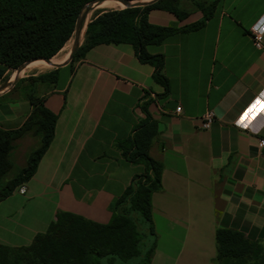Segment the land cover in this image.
I'll return each instance as SVG.
<instances>
[{"label":"crops","instance_id":"0c3cea01","mask_svg":"<svg viewBox=\"0 0 264 264\" xmlns=\"http://www.w3.org/2000/svg\"><path fill=\"white\" fill-rule=\"evenodd\" d=\"M179 8L147 12L150 24L176 28L146 47L163 56L166 84L130 43L96 44L45 72L55 78L38 82V97L57 115L54 137L25 193L18 186L0 202V243L31 244L59 210L110 222L117 200L147 170L133 153L151 126L147 155L162 168L151 194L150 264H219V228L264 250V103L250 109L264 99V33L261 47L253 33L264 0H218L209 17L199 3L182 0ZM15 86L0 93L3 129L22 127L34 108ZM210 110L215 119L202 128Z\"/></svg>","mask_w":264,"mask_h":264},{"label":"trees","instance_id":"16d2710c","mask_svg":"<svg viewBox=\"0 0 264 264\" xmlns=\"http://www.w3.org/2000/svg\"><path fill=\"white\" fill-rule=\"evenodd\" d=\"M92 1L0 0V79L7 68L18 69L32 59L51 58L61 50L81 11ZM180 1L158 0L142 7L101 10L88 24L86 41L74 59L96 44L130 43L141 61L155 66L154 78L166 84L163 56L150 54L146 47L162 41L176 28L150 24L147 12L163 8L180 14ZM205 1L198 3L209 17L218 0L210 1L209 6ZM54 78L53 71L33 76V81ZM29 96L34 108L25 124L18 129L0 128V202L34 175L54 137L57 115L44 106L42 98ZM33 128L41 136V146L32 152L28 168L9 178L15 140ZM154 131L149 126L135 138L133 155L146 161L147 170L135 176L117 200L110 222L98 223L59 210L47 231L38 233L31 244L0 243V264H150L155 249L151 194L159 188L162 168L147 155ZM216 239L219 264H264L262 246L241 232L219 228Z\"/></svg>","mask_w":264,"mask_h":264},{"label":"rangeland","instance_id":"374dc122","mask_svg":"<svg viewBox=\"0 0 264 264\" xmlns=\"http://www.w3.org/2000/svg\"><path fill=\"white\" fill-rule=\"evenodd\" d=\"M184 1H186V2L190 1L193 3H198V2H201L202 0H184ZM97 8L98 7L96 5H92V7L89 8V14L88 15L85 14L87 10H85L83 12L82 17H81V22H82L81 24L83 26L86 25L87 22L91 18H93L97 13H99L101 10L106 11V10L121 9L119 7L101 8V9H97ZM86 27H85L83 35H81V37H79L80 47L85 42ZM76 36H77V34H76V31L74 30L72 36L65 43V45L61 48V50H59L50 59L54 58L55 60L56 59L59 60L60 57L64 54H66L68 51L70 53L72 48L75 45ZM32 60H38V59H32ZM32 60H30V61H32ZM30 61H28V62H30ZM61 62H58V63H61ZM53 67H54L53 65H44L42 67H31V68H26L25 72H23V73H21V70L18 71L17 69L7 68L3 77L0 79V88L2 86H4L6 83H8V85H9L8 88H10L15 83V85H16L15 88L17 90H21L24 93L27 92L28 95L33 94V95L38 97L39 96L38 94L41 91L40 90L41 87H45V85L39 86L37 82L33 81V76H37L39 74L45 73V72L51 70ZM69 71H70V68H66L65 70L61 71V74H60L61 76H60V81H59L60 85L63 82L66 74ZM14 145H15V147L10 152V160L12 163V168L7 175L9 178H12V177L18 175L23 169L28 168V166L30 164L29 160H30V156H31L32 152L41 146V136H40V134H35V130L33 128V129L25 132L19 138H17L15 140Z\"/></svg>","mask_w":264,"mask_h":264},{"label":"water","instance_id":"95a60500","mask_svg":"<svg viewBox=\"0 0 264 264\" xmlns=\"http://www.w3.org/2000/svg\"><path fill=\"white\" fill-rule=\"evenodd\" d=\"M103 1H105V0H94V1L90 2L88 5H86L83 8V10L81 11V13H80V15H79V17L77 19V23H76V27H75V31H76V34H77V36H76V42H75V45H74V47L72 48V50L70 52V55H69V58H68L67 62H69L70 60H72L74 58L76 52L80 48L79 35H80V31H81V29L83 27V25L81 24L82 23L81 22V17H82L83 12L85 10L89 11V8H91L92 5H95V4L98 5L101 2H103ZM119 1H121L122 3H124L125 6L123 8H127V7H142V6H146V5H149V4H151V3L155 2V1H158V0H151V1H142V0H119ZM41 58L45 59L48 62L50 61V58H44V57H41ZM65 62H62V63H52L51 65H53L54 67H59V66H61ZM27 64L28 63L23 64L17 70L18 71L19 70H22ZM13 85H15V83ZM8 87H9V85H8V83H6L4 86H2L0 88V93L3 92V91H5V90H7V89H9Z\"/></svg>","mask_w":264,"mask_h":264},{"label":"built area","instance_id":"2783aa9c","mask_svg":"<svg viewBox=\"0 0 264 264\" xmlns=\"http://www.w3.org/2000/svg\"><path fill=\"white\" fill-rule=\"evenodd\" d=\"M253 33H254L255 45L257 47H261L262 46L261 44L262 34L264 33V19L261 20L256 26L253 27ZM259 101H262L264 103V99L262 100V99L257 98L255 102L251 104L250 109L256 108ZM177 111L179 113L181 112L180 107L177 108ZM214 119H215V115L213 111L210 110V111L205 112V114L201 118L202 120L201 127L209 128L211 124L213 123ZM259 145L261 147L264 146V138L259 140ZM18 188L21 193H25L26 188H25L24 183L19 185Z\"/></svg>","mask_w":264,"mask_h":264},{"label":"bare ground","instance_id":"6f19581e","mask_svg":"<svg viewBox=\"0 0 264 264\" xmlns=\"http://www.w3.org/2000/svg\"><path fill=\"white\" fill-rule=\"evenodd\" d=\"M142 1H151V0H142ZM98 8L97 9H101V8H114V7H119V8H123L125 5H124V3H122L121 1H119V0H105V1H103V2H101L100 4H95ZM104 11V10H103ZM86 15H88L89 14V11H86V13H85ZM91 16V15H90ZM85 25L82 27V29H81V31H80V35H79V37H81V35H83V33H84V30H85ZM68 49V48H67ZM65 53V52H64ZM68 55V56H67ZM69 55H70V53H69V51L66 53V54H64V55H62L61 57H60V59L58 60V59H54V58H52V59H50V61L48 62V61H46L45 59H43V58H36V59H38L39 61H36V60H32V61H30V62H27L28 64L21 70V73H23V72H25V70H26V68H31V67H42V66H44V65H51L52 63H58V62H65V61H67L68 60V58H69ZM67 56V57H66ZM61 62V63H62ZM41 69V68H40ZM45 69V68H44ZM27 72V71H26ZM15 73V72H14Z\"/></svg>","mask_w":264,"mask_h":264}]
</instances>
